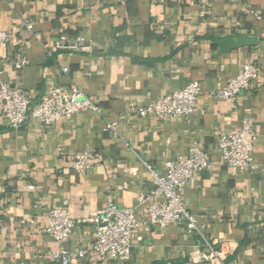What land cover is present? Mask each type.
Instances as JSON below:
<instances>
[{"label":"crops","instance_id":"0c3cea01","mask_svg":"<svg viewBox=\"0 0 264 264\" xmlns=\"http://www.w3.org/2000/svg\"><path fill=\"white\" fill-rule=\"evenodd\" d=\"M205 2L0 0V30L15 32L10 45L0 47V84L36 101L76 85L101 109L49 125L29 118L19 129L8 128L0 110V264H53L46 252L56 243L43 228L48 210L63 200L69 215L81 219L64 246H85L93 239L91 218L110 194L119 207L135 209L139 224L129 261L104 264H202L193 260L199 235L184 224H145L137 202L151 188L147 165L163 174L168 160L195 149L215 164L183 189L200 234L220 249L222 264H264V0H214L201 17ZM62 35L72 42L81 35L83 48L49 54ZM249 58L257 63L259 84L240 92L234 106L213 97ZM22 59L25 65L16 68ZM191 80L202 89L193 114L131 115L115 130H103L106 121L129 114V104L145 105ZM246 116L257 135L254 171L223 164L218 149L219 135L235 131ZM80 151L101 162L83 173L71 170L69 157ZM72 264L102 263L90 254Z\"/></svg>","mask_w":264,"mask_h":264},{"label":"built area","instance_id":"2783aa9c","mask_svg":"<svg viewBox=\"0 0 264 264\" xmlns=\"http://www.w3.org/2000/svg\"><path fill=\"white\" fill-rule=\"evenodd\" d=\"M213 1L206 0L199 13L201 17L207 14ZM249 13L255 15L253 10H249ZM255 16L257 19L260 18L259 15ZM26 27L30 28L28 24ZM14 33L12 30H0V47H8ZM83 46L84 38L81 35H77L73 42L68 36L62 35L50 46L48 53L81 49ZM25 63L26 61L22 59L15 66L20 69ZM62 71L67 72V68H62ZM260 78L255 59L249 58L240 66L234 77L228 78L224 89L214 90L211 94L234 106L239 93L259 84ZM201 91L200 83L191 80L181 89L154 98L145 105L131 103L128 105L130 115L121 114L115 121H106L103 130H115L119 122H128L131 115L165 119L189 116L197 109ZM82 109L101 113V109L76 85H70L67 88L56 87L36 101L25 90H19L7 82L0 84V110L5 118L6 126L11 129L24 126L29 118H35L43 125H49L62 118H71ZM256 137L251 116L244 117L235 131L222 132L218 137L222 163L235 169L254 171L256 166L252 153ZM100 162L98 155L89 151H80L69 157V168L83 173ZM214 167L215 164L209 154L201 149L192 150L186 157L178 156L168 160L163 174L157 173L147 165L151 188L140 192L137 197L138 204L145 212L142 221L145 224L158 228L184 224L187 232L200 236L193 260L202 264H222V252L213 241L200 234L195 215L186 207L183 189L190 180L212 171ZM80 222V218H72L69 215L65 200L59 206L48 210V219L43 231L56 243V248L46 252L53 264H72L74 260L84 259L90 254H95L98 262L102 264L109 261L121 263L129 261L134 230L139 224L134 208L119 207L113 195L110 194L105 204L99 207L91 218L94 227L92 241L70 251L64 245L75 225Z\"/></svg>","mask_w":264,"mask_h":264}]
</instances>
